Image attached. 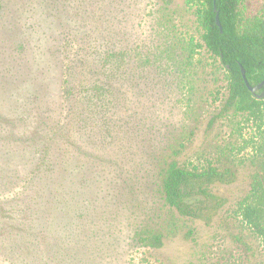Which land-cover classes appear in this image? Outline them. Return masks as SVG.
I'll return each instance as SVG.
<instances>
[{"label":"rangeland","instance_id":"1","mask_svg":"<svg viewBox=\"0 0 264 264\" xmlns=\"http://www.w3.org/2000/svg\"><path fill=\"white\" fill-rule=\"evenodd\" d=\"M263 8L264 0L239 3L243 14ZM194 11L187 0H2L0 156L15 158L20 170L0 199L9 203L37 164L29 134L66 128L53 168L42 174L59 188L57 197L46 188L58 198L42 219L45 243L38 250L47 264H264L259 239L234 212L251 182L264 180V123L256 129L224 106L225 70L204 48L191 66L182 65V47L202 42ZM122 51L128 61L119 68ZM71 62L83 71L70 84L69 102L63 79ZM68 102L78 114L72 126L65 125ZM120 133L129 139L117 149L111 144ZM184 136L185 147L173 156L180 164L218 148L237 155L232 181L212 185L222 201L205 218L179 216L157 191V171ZM116 151L129 177L116 175ZM103 215L111 227L100 233L106 251L100 260L86 235L91 219ZM168 220L173 231L161 247L134 240L135 230L165 228ZM112 229L115 239L107 237ZM59 239L77 249L75 261L54 258ZM6 256L0 250V264H13Z\"/></svg>","mask_w":264,"mask_h":264},{"label":"trees","instance_id":"2","mask_svg":"<svg viewBox=\"0 0 264 264\" xmlns=\"http://www.w3.org/2000/svg\"><path fill=\"white\" fill-rule=\"evenodd\" d=\"M187 2L195 7L196 20L203 32L202 42H194L191 39L182 47V65L191 66L194 54L199 53L198 49L204 48L209 52L225 70L227 97L224 106L228 109L232 108L235 113L243 114L245 121L252 122L256 129H260L264 123V98H257L248 90L242 77L240 65L244 68L250 84H257L264 78V8L257 14H243L239 9L241 0H215L216 11H218L219 21L222 25V32H220L215 22L216 11H214L213 0H187ZM1 7L2 0H0ZM118 59L120 60L119 68L126 65L127 51H122ZM79 71L82 72L83 68L77 67L73 62L67 66L63 81L66 84V97L69 98L67 99L69 102L74 97L70 84L73 82L76 72ZM69 102L67 112L70 120L65 125L72 126L78 121V114L75 106ZM50 129H52V134L42 133L43 130L40 129L30 133L26 138L33 142L32 147L39 154L37 164L23 180H20V190L9 203L0 199V204H2L0 205V250H3V253L13 264L48 263L47 257L43 259L45 254L38 250L45 243V234L43 233L45 222L42 219L47 216L49 207L57 204L58 198H50L46 193V188H50L56 197L59 188L50 187L49 181L45 180L42 174L48 168V171H51L54 166L52 152L54 153V147L57 146L58 140L65 141L67 138L66 128L63 124H56L52 128L50 126ZM120 131L122 130L120 129ZM192 134L193 131L190 129L187 136H192ZM187 136H184L183 141H179L178 148L174 145L170 146L171 149L173 148L170 153L172 156L169 160L164 159L157 171V191L164 204L179 216L205 218L216 210L222 201V198L213 192L212 185L232 181L237 155L233 153L232 148H218L212 155L198 154L194 159L180 164L173 156H177L185 147ZM128 137L129 135L120 133L116 142L111 145L121 149L123 143L124 146L128 144ZM17 139L21 140V137L17 136ZM118 153L119 151H116L112 159V162L115 163L114 170L117 176L125 177L130 172L119 160ZM19 170V164L15 158L0 156V190H4L6 186L13 183L12 176ZM234 212L259 239L264 251V180L256 178L251 182L249 192L237 202ZM104 217L103 215L92 218L86 235V242L89 243L90 248L95 249L100 260L101 253L102 255L106 254L104 243L101 240L103 233H100L104 231V228L107 230L108 227H111ZM168 222L170 224L165 228L135 230L134 240L151 248L161 247L164 239L173 231L169 227L174 224L173 221L168 220ZM97 223L103 224V226L98 227ZM114 233L116 231L112 229L111 232H108L107 237L115 239ZM53 235L51 234V237ZM104 235H106V231ZM107 242L114 244L113 241L110 243L108 240ZM62 244L61 239L54 244L56 246L53 252L54 258H60L66 262L75 261L77 249L61 246ZM111 255H115L113 251ZM78 263V259L76 262H72V264Z\"/></svg>","mask_w":264,"mask_h":264},{"label":"water","instance_id":"3","mask_svg":"<svg viewBox=\"0 0 264 264\" xmlns=\"http://www.w3.org/2000/svg\"><path fill=\"white\" fill-rule=\"evenodd\" d=\"M214 2V11H216V7H215V0H213ZM215 22H216V25L219 27V30L220 32H222V25L219 21V14H218V11H216V14H215ZM240 68H241V73H242V77L244 79V82L248 88V90L257 98H264V78L257 84H250L246 78V75H245V70L244 68L240 65Z\"/></svg>","mask_w":264,"mask_h":264}]
</instances>
